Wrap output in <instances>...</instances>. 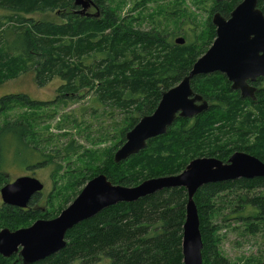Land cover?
<instances>
[{
	"label": "trees",
	"instance_id": "obj_1",
	"mask_svg": "<svg viewBox=\"0 0 264 264\" xmlns=\"http://www.w3.org/2000/svg\"><path fill=\"white\" fill-rule=\"evenodd\" d=\"M241 1L216 0V3L218 11L228 17ZM259 8L264 13V0H260ZM76 9L75 0H0V86L8 78L27 75H33L34 83L40 88L57 81V95L53 101L38 102L29 96L3 97L0 98V115L7 109L6 104L18 100L30 107H67L70 102L86 99L85 105L79 103L78 114L85 115L89 111L94 115L110 113V117H121L116 131L119 137L117 152L140 116H149L156 110L162 92L188 76L206 43L200 42L197 29L190 30L193 37L190 41L184 39L185 44L178 45L176 40L167 41L154 30L133 28L111 10L102 9L100 16L90 18L74 14ZM58 10L63 13V24L31 17ZM207 26L208 31L205 36L202 33L201 38L208 40L210 37L212 41L216 37L212 19ZM214 78L221 80L216 88L212 87L213 82L211 84ZM192 89L211 103L209 112L194 119L179 118L166 135L149 141L146 150L133 156L134 161L129 163L115 164L113 150L108 155L107 166L99 174L106 175L114 185L130 188L146 180L176 176L195 159L212 157L227 162L232 154L240 152L246 125L252 121L248 119L251 114L236 115L235 109L244 101L240 94L235 92L231 99L227 98L232 94L231 84L221 74L196 77ZM263 97L264 81H260L258 101H248L258 105ZM76 123L74 121V125ZM223 124L226 127H220ZM261 130L264 131V127ZM37 135L28 121L2 125L0 183L7 180L3 172L9 168L28 172L52 164L60 166L59 159L81 148L74 141L70 142L62 155L61 150L51 151L41 146L46 141ZM263 140L260 136L259 142L245 151L264 163ZM95 174L89 177L94 178ZM78 184L77 180L73 186ZM227 187L242 194L233 211L223 217L224 223L247 224L264 220V178L200 189L195 202L204 244L203 264H230L219 254L216 229L208 221L215 210L210 202ZM39 198L40 194L32 198L31 207L36 206ZM186 202L184 189H172L136 203L113 206L76 226L68 233L70 243L64 250L37 264H183ZM13 211L16 212L4 206L1 214L11 216ZM42 213L0 219V229H17L36 219L48 218ZM8 263V259L0 256V264Z\"/></svg>",
	"mask_w": 264,
	"mask_h": 264
},
{
	"label": "water",
	"instance_id": "obj_2",
	"mask_svg": "<svg viewBox=\"0 0 264 264\" xmlns=\"http://www.w3.org/2000/svg\"><path fill=\"white\" fill-rule=\"evenodd\" d=\"M260 0H243L227 19L216 13L212 24L216 39L208 51L193 65L188 76L175 87L163 91L156 110L140 116L139 122L126 134L125 143L114 155L119 165L146 150L148 142L164 136L180 119H194L210 111L211 103L192 89L198 76L222 74L243 100L257 102L258 78H264V13ZM92 0H75L78 15L88 16ZM178 45L185 40L178 38ZM264 178V163L258 158L236 152L227 162L206 157L191 161L176 176L146 180L136 187L114 185L106 175L88 181L84 189L57 218L38 220L32 226L0 231V255L11 258L18 254L22 264H37L67 247V234L103 211L123 203H136L165 190L184 189L187 193L183 225V264H203L204 248L200 217L195 196L205 186ZM44 190L36 178L21 177L0 191L6 206L25 209L32 198Z\"/></svg>",
	"mask_w": 264,
	"mask_h": 264
},
{
	"label": "rangeland",
	"instance_id": "obj_3",
	"mask_svg": "<svg viewBox=\"0 0 264 264\" xmlns=\"http://www.w3.org/2000/svg\"><path fill=\"white\" fill-rule=\"evenodd\" d=\"M92 2L96 4V10L90 11L91 14L96 13L100 16L102 9L107 12L111 10L121 21L124 20L127 24L131 23L133 28L154 30L167 41L174 42L178 38L190 41L193 38H191L190 30L197 29L200 42L206 43L201 48L204 51L200 53V57L214 42V39L211 41L210 37L207 40V37L201 38V36L202 33L205 36L208 31L209 26L207 25L214 13L220 11L216 0H94ZM78 10L80 8L74 10V14L78 15L76 13ZM60 11L37 13L31 17L37 21L63 24L65 19ZM211 84L213 88H216L221 85V80L214 78ZM56 88V80L41 88L36 86L33 75L18 79L8 78V81L0 86V98L29 96L38 102H50L56 98ZM234 93L228 94L227 98L231 99ZM21 102L18 100L16 103L6 104L5 108L7 109L0 115V128L8 123L28 121L32 125L34 133L39 134V138L42 137L46 141V144L44 142V145L41 146L49 147L50 149L47 150H61L64 155V149L70 142L72 144L74 141L78 146H81L77 153L67 157L65 155L63 160L58 158L60 166L52 164L35 171L29 169L28 172L19 168H9L6 173L3 172L7 180L0 183V191L4 186L21 177L38 179L44 185V190L40 193L36 206H30L31 209L28 213H20L31 217V215H35V212L41 211L44 212L42 215L48 216V218L42 219L52 220L72 204L88 181L93 179L89 177L90 175L95 173L100 175L99 172L107 166L108 155H111L113 150V154H115V148L119 144L116 131L119 130L118 122L121 121V117L118 115L110 117V113L106 116L103 113L94 115L89 111L85 115L78 114L80 104L85 105L86 99L79 102L80 104L77 101L70 102L67 107H30ZM235 110L238 112L236 114L238 116L245 117L251 114L248 119L250 118L252 121L246 125L245 137L241 136L243 138L240 152L247 153L245 150L256 145L260 136L264 138V131L261 130L264 127V97L262 103L258 105L244 100ZM74 121H77V125H74ZM220 127H226V124ZM131 161H134V158L125 163ZM96 174L95 177H97ZM77 180L79 184L75 187L73 185ZM230 188L232 187H227L223 194L210 202V207L214 205L215 210L209 215L208 221L216 229L215 236L219 241L217 250L230 264L264 263V220L247 224L223 222V217L231 210L233 211L238 197L242 194L238 190L231 191ZM2 210H4V205L0 196V219L20 218L19 212L13 211L11 216H3ZM13 214L15 215L13 216ZM16 223L19 224L20 221H16ZM214 245L215 243L212 242V246ZM210 257L213 258L212 255Z\"/></svg>",
	"mask_w": 264,
	"mask_h": 264
},
{
	"label": "flooded vegetation",
	"instance_id": "obj_4",
	"mask_svg": "<svg viewBox=\"0 0 264 264\" xmlns=\"http://www.w3.org/2000/svg\"><path fill=\"white\" fill-rule=\"evenodd\" d=\"M217 1H222V0H217ZM242 2V1H241ZM260 3V2H259ZM96 8V4L94 3V5H92L91 6V8L88 10V16H85V17H90V18H95V17H97V16H99V15H97L96 13L95 14H91L90 13V11H92V10H96L95 9ZM234 10V9H233ZM232 12V11H231ZM216 13H220V14H222L221 12H216ZM216 13H214V14H216ZM231 14V13H230ZM230 14H229V16L228 17H225L224 15H222V16H224L225 18H229L230 17ZM214 16V15H213ZM214 27V26H213ZM215 28V27H214ZM215 32H216V28H215ZM215 39H216V37H215ZM215 39H214V41H215ZM214 43V42H213ZM212 43V44H213ZM212 46V45H211ZM210 46V47H211ZM208 51V50H207ZM218 74V73H217ZM222 75V74H221ZM224 76V75H223ZM260 81H264V78H258V80H257V82L255 83V84H252V86H254V87H256L257 89H258V93H257V97L259 96V93H260ZM238 93V92H237ZM4 205V204H3ZM4 206H6V205H4ZM30 206H31V203L28 205V207L27 208H25V209H20V208H14V207H11V208H13V209H15L16 210V212L18 213L19 212V214H21V213H28L29 212V210L31 209L30 208ZM6 207H10V206H6ZM21 212V213H20ZM38 220H45V219H42V218H39V219H37V220H35V221H33L30 225H28V223H26V227L25 226H21L20 228H17V229H13V228H7V229H9V230H11V231H16V230H19V229H25V228H28V227H30V226H32L36 221H38ZM28 225V226H27ZM6 228H2V229H6ZM2 229H0V231L2 230ZM68 235V234H67ZM67 238V237H66ZM67 245H68V240H67ZM1 256V255H0ZM2 257V256H1ZM6 259V258H5ZM8 260H9V263L8 264H22V262L20 261V259H19V256H18V254H15L14 256H12L11 258H8Z\"/></svg>",
	"mask_w": 264,
	"mask_h": 264
}]
</instances>
